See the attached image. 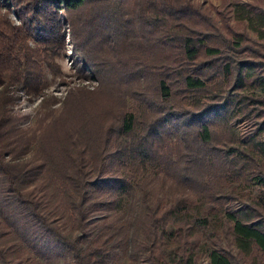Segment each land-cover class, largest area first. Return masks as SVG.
Wrapping results in <instances>:
<instances>
[{
    "label": "trees",
    "instance_id": "16d2710c",
    "mask_svg": "<svg viewBox=\"0 0 264 264\" xmlns=\"http://www.w3.org/2000/svg\"><path fill=\"white\" fill-rule=\"evenodd\" d=\"M0 9V264L23 243L63 245L70 264H109L116 249L145 264H193L198 252L208 264H264V205L248 189L264 187V0H0ZM64 28L76 73L97 85L71 88L55 114L43 98L24 135L11 91L40 94L42 64L59 71ZM33 143V161L14 159ZM145 164L158 166L160 193H143L126 226L103 221L67 237L46 215L60 201L82 229L118 206Z\"/></svg>",
    "mask_w": 264,
    "mask_h": 264
},
{
    "label": "rangeland",
    "instance_id": "374dc122",
    "mask_svg": "<svg viewBox=\"0 0 264 264\" xmlns=\"http://www.w3.org/2000/svg\"><path fill=\"white\" fill-rule=\"evenodd\" d=\"M201 2L203 4L212 3L217 4L218 0H194ZM0 11H3L0 9ZM7 16L13 23H19V20L15 17V14L11 9L7 10ZM63 12V11H62ZM235 25V23H234ZM235 27H238L235 25ZM69 31L64 28V47L63 52H61L54 59L58 64L59 71L55 74L50 73L47 68L42 64V74L43 81L41 86L40 94H26L22 88H18L14 91H11L13 96V101L9 105L10 112L12 115L18 117L17 124L22 129V134L28 135L30 132L36 129V118L44 112L45 108L41 106L43 98L49 96L54 98V102L49 105V108L53 109V113H57L60 108V102L66 95V93L73 87H82L86 89L94 88L97 85L96 80H91L86 77H81L76 73L75 65L73 64V48L72 40ZM28 44L33 46L35 41L33 39L28 40ZM259 92L258 90H256ZM128 107L133 106V101L130 98H127ZM48 119V118H47ZM236 127L239 130L246 128V123L243 120H237L235 122ZM174 136L171 135L169 141L173 142ZM36 157L35 153V143L28 146L26 151L23 153L17 154L14 156L15 160L18 161H33ZM6 159H9V156H5ZM106 163H102L100 166V174L106 171ZM117 174L124 173L126 171V166L117 165L113 168ZM161 172L158 166H153L150 164H145L144 168L138 169L132 177H130L129 184L131 186L130 193L121 192L119 204L116 208L111 210L104 209L101 207V210L91 216L87 223L82 229L76 228V223L68 214V210L61 206L60 201L59 205L57 203L51 204L47 210L46 215L52 221H54L58 226L59 230L67 237H73L74 235L80 233L82 230L88 232L91 230L92 226L100 225L103 221L112 222L115 225L122 224L126 226V222L131 216L136 212L139 202L143 193H146L147 198H152L153 193L159 194L158 190L161 182ZM34 182L28 184V187H35ZM163 189V188H162ZM248 189L263 205H264V187L259 186L256 183L251 184ZM92 189H88L91 191ZM143 190H146L144 192ZM116 194H113L109 197H99L100 202L106 200H112L116 198ZM53 205V206H52ZM52 206V207H51ZM2 219L0 212V220ZM171 226H167L169 230ZM101 233V231H100ZM97 237H92L89 242H93ZM226 240H222L221 244H225ZM229 248L232 251H236L234 245L229 244ZM46 250L44 252L33 251L32 247L28 244H21L19 249V254L17 257L9 259V264H70L71 255L63 247V245H58L56 249H52L50 252ZM109 264H145L142 258H137L136 260L128 259L123 253L119 250H114L111 252ZM193 264H208L206 258L203 254L197 253L196 259ZM244 264H248L247 262Z\"/></svg>",
    "mask_w": 264,
    "mask_h": 264
},
{
    "label": "built area",
    "instance_id": "2783aa9c",
    "mask_svg": "<svg viewBox=\"0 0 264 264\" xmlns=\"http://www.w3.org/2000/svg\"><path fill=\"white\" fill-rule=\"evenodd\" d=\"M91 80H93V81H94V79H91Z\"/></svg>",
    "mask_w": 264,
    "mask_h": 264
}]
</instances>
